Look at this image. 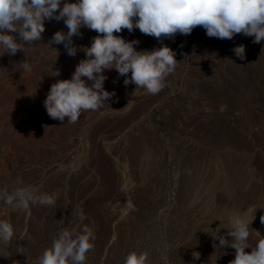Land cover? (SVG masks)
<instances>
[{
    "label": "rangeland",
    "instance_id": "obj_1",
    "mask_svg": "<svg viewBox=\"0 0 264 264\" xmlns=\"http://www.w3.org/2000/svg\"><path fill=\"white\" fill-rule=\"evenodd\" d=\"M60 30L63 21H45L25 53L0 56V189L19 177L23 187L58 193L53 207L14 211L0 202V220L15 232L0 243V264H37L59 229L79 224L80 210L96 236L87 264H123L131 251L146 252L149 264H229L235 250L214 248L219 240L208 233L235 213L255 216L250 227L264 236V41L210 38L199 26L164 39L178 62L158 94L105 70V90L116 95L69 124L51 119L43 101L51 84L71 78L85 58L79 48L97 33L81 28L70 57L63 44L46 45ZM117 35L138 40L137 51L161 46L139 29ZM241 44L244 60L233 51ZM24 60L31 72L19 70ZM227 231L220 235L231 239Z\"/></svg>",
    "mask_w": 264,
    "mask_h": 264
},
{
    "label": "clouds",
    "instance_id": "obj_2",
    "mask_svg": "<svg viewBox=\"0 0 264 264\" xmlns=\"http://www.w3.org/2000/svg\"><path fill=\"white\" fill-rule=\"evenodd\" d=\"M52 20L63 21L67 32L56 31L46 45L52 48L53 44H63L70 57L77 54L73 37L82 35L81 28L97 33L89 47L79 48L85 58L76 65L71 78L51 84L43 101L51 119L64 122L67 118L69 124L76 123L83 112L98 110L116 95L105 90L108 79L105 70L115 69L125 77L124 85L134 84L135 91L143 89L147 94H158L178 62L176 53L163 44L164 39H174L177 34L189 35L199 26L210 38L231 40L242 34L254 37L253 43L264 41V0H0V49H3L0 56L25 53L26 46L42 39L45 21ZM125 29L129 32L139 29L142 34L154 37L161 46L151 51H137L138 40L128 41L117 35ZM233 51L240 60L246 58L243 44L235 46ZM18 65L23 73L32 71L27 60ZM60 74L52 68L50 76ZM16 185L11 191L0 189V202L12 210L55 206L58 193H38L23 187L19 177ZM254 218L249 220L244 214L235 213L224 227L219 225L212 233L206 232L219 240V245L213 244L214 248L235 250V258L229 264H264V236L250 227ZM77 219L79 224L75 227L58 230L37 264H87L88 253L95 247V231L84 224L88 218L83 210L78 212ZM260 220L264 224V216ZM221 229H227V237L231 239L220 235ZM14 234L12 223L0 220V243L9 245ZM253 234L257 237L254 246L249 242ZM192 257L198 260L200 253L193 252ZM123 264H149L148 254L131 251Z\"/></svg>",
    "mask_w": 264,
    "mask_h": 264
}]
</instances>
